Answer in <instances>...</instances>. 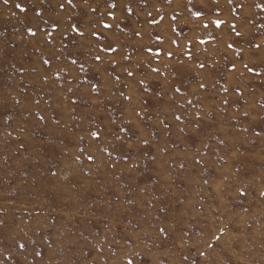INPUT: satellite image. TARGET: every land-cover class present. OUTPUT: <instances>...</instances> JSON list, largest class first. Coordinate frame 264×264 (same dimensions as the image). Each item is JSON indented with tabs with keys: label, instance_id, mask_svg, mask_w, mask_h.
<instances>
[{
	"label": "rangeland",
	"instance_id": "1",
	"mask_svg": "<svg viewBox=\"0 0 264 264\" xmlns=\"http://www.w3.org/2000/svg\"><path fill=\"white\" fill-rule=\"evenodd\" d=\"M0 264H264V0H0Z\"/></svg>",
	"mask_w": 264,
	"mask_h": 264
}]
</instances>
